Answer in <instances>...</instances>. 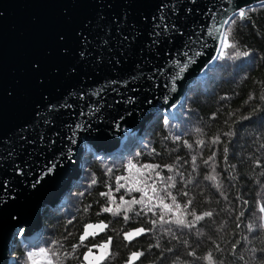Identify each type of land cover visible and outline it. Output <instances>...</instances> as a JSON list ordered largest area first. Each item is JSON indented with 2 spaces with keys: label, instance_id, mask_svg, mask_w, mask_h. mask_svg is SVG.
<instances>
[{
  "label": "water",
  "instance_id": "obj_1",
  "mask_svg": "<svg viewBox=\"0 0 264 264\" xmlns=\"http://www.w3.org/2000/svg\"><path fill=\"white\" fill-rule=\"evenodd\" d=\"M259 6L264 0H0V264L71 192L86 146L115 151L126 129L141 135L187 99L229 23ZM106 228L92 224L83 238ZM103 260L102 249L84 256V264Z\"/></svg>",
  "mask_w": 264,
  "mask_h": 264
},
{
  "label": "trees",
  "instance_id": "obj_2",
  "mask_svg": "<svg viewBox=\"0 0 264 264\" xmlns=\"http://www.w3.org/2000/svg\"><path fill=\"white\" fill-rule=\"evenodd\" d=\"M239 16L191 88L188 112L182 103L143 134L128 133L108 158L133 156L99 174L79 213L66 198L46 208L54 264H84L102 246L101 264H264V6ZM92 224L107 227L99 241L83 238ZM134 231L141 237L129 240ZM20 238L14 262L26 255Z\"/></svg>",
  "mask_w": 264,
  "mask_h": 264
},
{
  "label": "rangeland",
  "instance_id": "obj_3",
  "mask_svg": "<svg viewBox=\"0 0 264 264\" xmlns=\"http://www.w3.org/2000/svg\"><path fill=\"white\" fill-rule=\"evenodd\" d=\"M245 12L238 14L231 21V23L233 21H236V19L238 18L239 15H240L239 16L240 18L243 17L245 15ZM227 47H228V42H227V40L223 39V43H222L220 51L221 52L224 51ZM221 52H220V54H221ZM191 94H192V91L188 95V100L184 103L185 110H182V112H184V111L188 112L187 108L189 107V102H190L189 97L190 98L193 97V95H191ZM170 112L171 111H169L168 113H170ZM126 131H128V130H126ZM130 131H132V129ZM135 135H137V133ZM125 145H126V143L124 141L122 145L120 144V146L117 149H115V154L118 152H121ZM138 148H139V146L135 147V149H138ZM87 153L88 154H86L85 157L89 158L90 161L87 164V166L83 165V168H82L81 173H80V174H82V177L80 180H82L81 186H84L83 190L78 191L80 189L78 187H76L73 191H71L70 193H68L64 197V198L68 199L69 201H72L71 209L73 210L74 213H79L78 211L83 206V204H88L87 199H88L89 195L91 194V193L89 194V192L92 189V183H94L98 179L99 174L109 176L112 173H117L116 168H119V169L123 168V166L133 156V155L127 156V158L124 161H122V158L118 159V160L117 159H111L108 157H113V156H115V154L106 155L105 152H102V151L97 152V150L91 146H87ZM96 167H98L97 172H94L93 170ZM92 171L94 173H92ZM95 175H96V178H95V180H93L92 178ZM61 202L59 204H61ZM73 204H74V207H73ZM64 208H65V206L61 205L58 211H60ZM42 223H44V228H43L44 231H43L42 237L38 236L39 234H37V236H38V237L36 236L37 239H35L36 238L35 237L33 240V239H30V236H26V238H23V235L21 236V233L16 237L17 239L21 237L19 241L22 244H25V242H26V241L24 242L22 240V238L25 240H29V242H27L24 246L23 245L21 246L22 247L21 249L24 250L26 255L19 257L14 262L13 259H15V258L13 256L15 253H17L18 248L16 246H13L12 247L13 252H12L11 257H10L12 260L10 261L9 264H54L53 258L51 256V254H49L50 250H47V248L54 246V243L52 240L55 237V235H53V234L55 233L56 230H55L54 226L51 227L52 225L50 227H48V223L46 222V220L42 221ZM38 242H40V243H38ZM36 243H38V244H36ZM27 245H29V246L27 247ZM19 246H20V244H19ZM106 251H107V249H106ZM106 254H107V252L105 253L104 256H106Z\"/></svg>",
  "mask_w": 264,
  "mask_h": 264
},
{
  "label": "bare ground",
  "instance_id": "obj_4",
  "mask_svg": "<svg viewBox=\"0 0 264 264\" xmlns=\"http://www.w3.org/2000/svg\"><path fill=\"white\" fill-rule=\"evenodd\" d=\"M215 61H216V60H215ZM215 61H214V62H215ZM204 73H205V72H204ZM204 73H203V74H204ZM203 74L201 75V77L203 76ZM201 77H200V79H201ZM198 81H199V80H198ZM198 81H197V83H196L195 85L198 84ZM195 85H194V86H195ZM192 87H193V86H192ZM192 87H191V88H192ZM190 91H191V90H190ZM186 100H187V99L182 100L180 103L177 104V106L172 107V108H170L169 110H166V112H169V111H173V110H175V109H176L177 107H179L182 103H185ZM164 112H165V111H164ZM159 114H160V113H159ZM159 114H157L156 116H158ZM156 116H155V117H156ZM155 117H154V118H155ZM154 118H153V119H154ZM153 119H152V120H153ZM152 120H151V121H152ZM149 124H150V123H149ZM149 124H148V125H149ZM148 125L142 130L141 134H143V133L146 131ZM126 130H128V129H126ZM139 132H140V130H137V131H130V130H128V131H126V133H125V138H124L123 140L120 141V144L122 145L123 142L128 138V133H131V134L135 135L136 133L139 134ZM94 149H96V148H94ZM96 150H97V149H96ZM101 151H102V152H105V151H103V149H101ZM97 152H98V151H97ZM114 153H115V151L107 152V153L105 152L106 155H109V154L112 155V154H114ZM86 154H87V146H86ZM86 154H85V155H86ZM85 155H83L82 158H81V164H82V166H83V165L85 166V164H84V162H83ZM81 177H82V174H80V175H79V178L73 182L72 190H70V191H73L76 187H78V185H79V183H80V179H81ZM77 182H78V183H77ZM64 199H65V198H64ZM64 199H63V201H64ZM63 201H62V202H63ZM62 202H61V203H62ZM59 205H60V204H57V205L54 206V207H57V206H59ZM43 221H44V214H43ZM42 224H43V228H44V223H42ZM43 231H44V229L40 230V232H39V230H38V232L36 231V232L33 233L34 235H33V234H32V235H33V237H36L37 234H39V236L42 237V235H43ZM9 263H10V261L8 262V264H9Z\"/></svg>",
  "mask_w": 264,
  "mask_h": 264
},
{
  "label": "flooded vegetation",
  "instance_id": "obj_5",
  "mask_svg": "<svg viewBox=\"0 0 264 264\" xmlns=\"http://www.w3.org/2000/svg\"><path fill=\"white\" fill-rule=\"evenodd\" d=\"M106 229H107V228H106ZM103 233H104V231H103L102 233L98 234V235L93 236V237L96 239V241H99V239H98L97 237H100L101 234L103 235ZM91 237H92V236H91ZM103 247H104V246H102L101 249H102V251H103V257H104V248H103ZM89 252H92V250L89 251ZM96 253H98V252H96ZM91 264H92V261H91Z\"/></svg>",
  "mask_w": 264,
  "mask_h": 264
}]
</instances>
